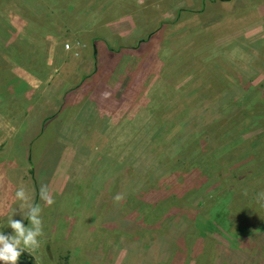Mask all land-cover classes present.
<instances>
[{
  "label": "rangeland",
  "instance_id": "374dc122",
  "mask_svg": "<svg viewBox=\"0 0 264 264\" xmlns=\"http://www.w3.org/2000/svg\"><path fill=\"white\" fill-rule=\"evenodd\" d=\"M201 3L0 0V173L51 191L0 264H264V0Z\"/></svg>",
  "mask_w": 264,
  "mask_h": 264
},
{
  "label": "crops",
  "instance_id": "0c3cea01",
  "mask_svg": "<svg viewBox=\"0 0 264 264\" xmlns=\"http://www.w3.org/2000/svg\"><path fill=\"white\" fill-rule=\"evenodd\" d=\"M23 82L22 80L16 79L15 83L18 85V83ZM25 84L28 85V82H24ZM16 85L13 86L12 88H8L7 90L3 88L0 89V100L3 98H8L10 96H15L18 94V86ZM3 95V97H2ZM1 115V114H0ZM12 127V128H11ZM13 129V130H12ZM34 130V129H33ZM31 130V132L33 131ZM18 133H29V129L26 125L21 124V125H16L12 123H7V122H2L0 123V142H3L1 146L6 148V145L8 143L12 144V148H14V144L16 142L11 141L12 139L17 137ZM24 136V134H23ZM37 136V135H36ZM35 133L33 131L32 136L29 137H24L22 141H19L22 143V148L28 149L32 148L33 142L36 138ZM44 147V146H43ZM7 155L8 153L5 152ZM25 154V153H24ZM27 155V154H26ZM26 167V166H25ZM0 187L5 189V192L9 193L11 190L13 191V196L14 198H9L6 200L2 201L3 205L9 204V209H7V215L6 212H3V215L0 216V220L3 223H23L25 219L31 216L30 214V207L32 204L38 203V204H45V207L49 205L48 199L50 198L49 193H51L49 186L50 183L47 182L49 177H45L43 179V182L41 184V193L39 191H36V187L34 184L31 185L30 191H27V186H26V176L30 175L27 171L21 175H19L20 182H25V189H23L21 186H17V184H13L11 181V177H8L7 173H0ZM17 175H15L14 178H16ZM9 181V182H8ZM46 182V183H45ZM3 189V190H4ZM39 190V187H37ZM61 189H58V191ZM46 192L47 195L44 193ZM11 195V196H12ZM10 196V197H11ZM43 199V201H42ZM42 208V207H41Z\"/></svg>",
  "mask_w": 264,
  "mask_h": 264
},
{
  "label": "trees",
  "instance_id": "16d2710c",
  "mask_svg": "<svg viewBox=\"0 0 264 264\" xmlns=\"http://www.w3.org/2000/svg\"><path fill=\"white\" fill-rule=\"evenodd\" d=\"M210 1H212V2H215V1H218V0H210ZM206 3H207V0H202V10L203 9H205L206 8ZM186 11H189V10H186V9H179L178 10V15H181L182 13H184V12H186ZM99 39H97V41H98ZM96 41V40H95ZM144 42H147L146 40H140V41H138L137 42V47L139 48ZM109 48V47H108ZM120 50H122L121 48L120 49H113V48H109V51H111L113 54H117V52H119ZM95 61L96 62H98L97 61V56L95 55ZM88 78L87 77H84L82 80H81V84L80 85H78L77 87H75V88H72V89H70L69 90V92L70 91H72V92H75L77 89H79L83 84H84V82L87 80ZM18 90H19V93H21L22 92V94H27L28 95V92H27V89H31L30 87H28V85L26 84V86L24 87V83L23 82H20V83H18ZM26 89V90H25ZM59 117V113L57 114V116L56 115H53V116H51L50 118H48L47 120H49V119H57ZM46 120V121H47ZM44 123H46L45 121H44ZM58 131V130H57ZM43 135H37L36 136V138H35V140H34V142L35 141H39V139H41V137H42ZM34 142H33V144H34ZM33 146V145H32ZM29 154H31V153H29ZM30 163H32L31 161H29ZM19 254H21V255H25V256H27L26 255V253H23V252H21V251H19ZM28 257V256H27ZM31 259V258H30Z\"/></svg>",
  "mask_w": 264,
  "mask_h": 264
},
{
  "label": "flooded vegetation",
  "instance_id": "af4514ba",
  "mask_svg": "<svg viewBox=\"0 0 264 264\" xmlns=\"http://www.w3.org/2000/svg\"><path fill=\"white\" fill-rule=\"evenodd\" d=\"M18 264H21V263H23V261L25 262V263H28V261H31V259L29 258V257H27V256H25V255H21V254H19V256H18Z\"/></svg>",
  "mask_w": 264,
  "mask_h": 264
},
{
  "label": "water",
  "instance_id": "95a60500",
  "mask_svg": "<svg viewBox=\"0 0 264 264\" xmlns=\"http://www.w3.org/2000/svg\"><path fill=\"white\" fill-rule=\"evenodd\" d=\"M21 264H32V262H31V261H28V263H25V262L23 261V263H21Z\"/></svg>",
  "mask_w": 264,
  "mask_h": 264
}]
</instances>
